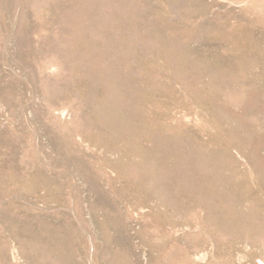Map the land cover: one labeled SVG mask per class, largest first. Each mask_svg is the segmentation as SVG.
<instances>
[{"label":"rangeland","instance_id":"374dc122","mask_svg":"<svg viewBox=\"0 0 264 264\" xmlns=\"http://www.w3.org/2000/svg\"><path fill=\"white\" fill-rule=\"evenodd\" d=\"M0 264H264V0H0Z\"/></svg>","mask_w":264,"mask_h":264}]
</instances>
